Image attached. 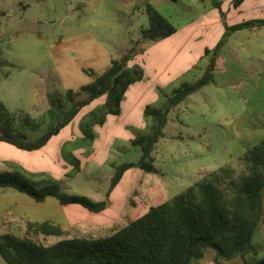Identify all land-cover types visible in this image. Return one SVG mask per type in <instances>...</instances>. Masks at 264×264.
Listing matches in <instances>:
<instances>
[{
  "label": "rangeland",
  "instance_id": "obj_1",
  "mask_svg": "<svg viewBox=\"0 0 264 264\" xmlns=\"http://www.w3.org/2000/svg\"><path fill=\"white\" fill-rule=\"evenodd\" d=\"M148 4L171 21L177 33L136 45L149 25ZM214 9L220 11L213 0H0V99L15 116L17 128L30 138L63 118L71 106L66 97L70 90L78 91L104 73L129 46L138 50L129 68L142 73L132 74L118 116L103 112L104 96L61 129L52 158L59 160V172L29 169L12 158L0 159V171L23 170L37 185L59 181L66 193L105 200L113 165L137 162L142 155L132 139L151 124L145 107L162 106L175 88L202 77L210 59L206 49L223 41L225 23L216 22ZM229 35L217 56L214 80L169 113L165 136L153 152L158 171L129 170L111 192L108 211L84 208L79 231L67 228L70 237L112 234L141 214L153 198L165 193L172 198L228 164L241 170L239 157L264 138V38L250 30ZM227 42L237 60L229 54L219 57ZM159 76L165 85L156 84ZM47 94L60 98L62 105L53 108ZM51 212L68 220L60 210ZM260 229L263 234L257 240L263 238L264 221ZM15 235L26 237L21 232ZM27 238L49 246L64 237ZM261 258L264 247L255 260ZM213 261L208 254L198 264Z\"/></svg>",
  "mask_w": 264,
  "mask_h": 264
},
{
  "label": "trees",
  "instance_id": "obj_2",
  "mask_svg": "<svg viewBox=\"0 0 264 264\" xmlns=\"http://www.w3.org/2000/svg\"><path fill=\"white\" fill-rule=\"evenodd\" d=\"M243 1L234 0L233 4L238 7ZM213 6L220 9L225 23L223 41L213 50L206 49L205 54L210 55V59L202 77L182 83L170 95L165 94L162 106L145 107L144 114L151 118V124L145 133L132 139V143L141 148L142 155L137 162L113 165L115 171L105 200L94 201L85 195L66 193L59 181L37 185L23 170L0 171V188H14L37 202L52 196L64 205L79 204L90 211L101 212L108 207L111 192L128 170L138 168L156 173L153 152L165 136L171 110L214 80L217 56L229 34L264 26V19L229 25L221 2L213 0ZM147 15L149 25L142 29L136 45L166 39L177 32L176 26L152 4L147 5ZM136 45L120 52L112 67L80 90H70L66 97L71 106L63 118L35 139L17 128L15 116L0 99V142L27 152L40 150L74 121L85 106L104 96L107 100L103 112L120 114L132 74L142 77L141 72L129 68L130 60L138 51ZM35 91L42 97L40 91L36 88ZM46 96L51 98L53 108L62 105L57 96ZM23 120L29 121L28 117ZM239 160L241 170L230 164L222 166L174 197L149 206L146 212L112 234L96 239L70 237L67 229L53 221L28 222L27 236L43 234L64 238L45 246L30 241L27 236L2 233L0 255L7 264H198L208 249H214V264H229L238 257L244 264H264V258L247 259L248 255L256 258L258 254L254 237L264 219V138L245 151Z\"/></svg>",
  "mask_w": 264,
  "mask_h": 264
},
{
  "label": "crops",
  "instance_id": "obj_3",
  "mask_svg": "<svg viewBox=\"0 0 264 264\" xmlns=\"http://www.w3.org/2000/svg\"><path fill=\"white\" fill-rule=\"evenodd\" d=\"M233 1L234 0H221V10L225 12L226 21L229 25L237 24V23L247 21V20H252V19H264V0H244L238 7L234 6ZM219 12L220 11L218 9L213 10L215 17H217L216 22L223 23L222 17L220 16ZM218 18L220 19L218 20ZM244 30H250L251 34L254 33L256 34V36H259L260 38H264V26L256 27L252 29L239 30V31L233 32L232 36L239 34L240 31H244ZM262 50L264 51V48ZM259 51H261V48L258 50V52ZM235 52L236 50H232V48L229 46V42H227V44L223 47L221 55L219 57L222 58L225 54H229L230 56L234 58V60H237L235 58L236 57V55L234 54ZM220 58H219V62H220ZM171 66L172 65H168L169 68ZM185 69L183 70L186 71L188 68L186 70ZM162 78L165 80L163 76H159L158 77L159 82L157 81L156 84L165 85V82L161 83ZM248 83L249 82L247 81L246 84L248 85ZM114 116H118V115H114ZM123 125L124 123L120 124V126H123ZM115 127H116L115 125L112 126L113 129H115ZM56 136L57 135L53 136L43 148L37 151H33V152L23 151V150L14 148L9 144L6 145V143L0 142V159H11L12 158L17 162L22 163L29 169H33V170L45 169V170L52 171V172L54 171L59 172L60 162L59 160H53L54 154L56 153V151H58L56 141L59 138L58 137L59 134L57 138ZM130 137H133V136H130ZM68 138L70 139V137ZM66 139L67 138H65V140ZM4 150L11 151L12 153L11 155H16L17 157L16 156L13 157L9 154L3 153L5 152ZM63 170L64 169L62 168V171ZM128 172L129 170L125 173L124 177L126 176ZM162 196L163 197H160V198H153V200L144 207L143 212L141 214H138L137 216H134L133 220L136 219L138 216L142 215L144 212H146L149 206L153 204L161 203L164 200L168 199L167 197L168 195L166 193ZM52 209L56 211L58 210L62 211L64 214L67 215L68 220L65 221L62 218H60L58 214L52 213L51 212ZM84 210L86 209H84V207H81V205L79 204L64 205L60 203V201L57 198L52 197V196L47 197L45 201L43 202H37L31 196L23 192L21 193L20 191L14 188H10V187L0 188V234L6 233V232H11V233L16 234L17 232H21L22 235L27 236L26 232H27L28 222H43V221H53L57 224H60L66 229L69 228L70 230L72 229L74 231L78 229L79 231L80 223H78V220H79L78 217L80 216L82 212H84ZM106 211L108 210L106 209L100 213H104ZM64 223H67V226H65ZM69 229L67 230L69 231ZM262 234L263 232L261 229H259L255 234L254 243L258 250V254L256 258L259 257L260 248L264 247V235H263V238H261L260 240H257V238ZM39 235H43V234H39ZM208 254L212 257V260H214L215 250L208 249L204 258H206ZM247 259L249 261H255V256L248 255ZM0 264H7L6 261L1 257V255H0ZM229 264H244V262L241 258L238 257L230 261Z\"/></svg>",
  "mask_w": 264,
  "mask_h": 264
}]
</instances>
